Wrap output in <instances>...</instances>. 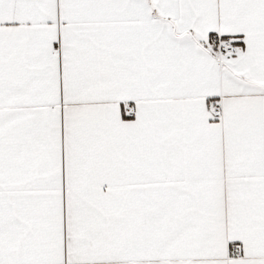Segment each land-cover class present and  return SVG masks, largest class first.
Segmentation results:
<instances>
[{
	"label": "snow or ice",
	"instance_id": "obj_1",
	"mask_svg": "<svg viewBox=\"0 0 264 264\" xmlns=\"http://www.w3.org/2000/svg\"><path fill=\"white\" fill-rule=\"evenodd\" d=\"M0 264H264V0H0Z\"/></svg>",
	"mask_w": 264,
	"mask_h": 264
}]
</instances>
